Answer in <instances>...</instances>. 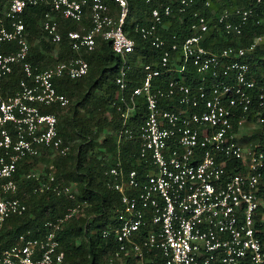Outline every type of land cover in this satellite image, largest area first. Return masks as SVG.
I'll return each instance as SVG.
<instances>
[{"label": "built area", "instance_id": "obj_1", "mask_svg": "<svg viewBox=\"0 0 264 264\" xmlns=\"http://www.w3.org/2000/svg\"><path fill=\"white\" fill-rule=\"evenodd\" d=\"M155 3L150 23L135 30L161 50L156 60L136 64L143 69L134 81L136 40L125 30L129 0H0V244L7 221L28 209L19 194L16 173L21 164L42 155V149L65 156L71 144L58 130V116L49 106L66 107L70 97L58 91L55 80L77 79L89 72L86 53L109 41L119 55L116 105L123 138L140 139L138 162L146 167L126 170L120 158L104 170L108 186L120 193L117 222L104 230L117 241L115 256L133 255L139 264H264V73L256 76L250 54L264 49V34L250 44L209 47L210 21L228 35L242 37L249 24L259 23L254 5L234 4L211 19L196 0H144ZM264 6V0H255ZM44 4L42 37L62 46L59 19L79 24L69 29L71 54L39 66L30 60L31 42L24 14ZM115 5V8L112 6ZM211 0L205 1L210 7ZM178 14H191V34L169 41L161 27ZM89 18L90 25L83 23ZM15 46V47H13ZM135 64V65H136ZM16 67L23 73L18 87L6 92L2 82ZM171 74L162 85L157 78ZM195 78V79H194ZM144 104L139 127L134 118ZM258 132V137L253 135ZM54 164L36 179L34 192L55 193L75 200L77 182L57 179ZM86 201L69 206L61 217L38 229H27L0 247V264H61L65 249L59 232L72 217L82 214Z\"/></svg>", "mask_w": 264, "mask_h": 264}, {"label": "trees", "instance_id": "obj_2", "mask_svg": "<svg viewBox=\"0 0 264 264\" xmlns=\"http://www.w3.org/2000/svg\"><path fill=\"white\" fill-rule=\"evenodd\" d=\"M206 0H196V8H203L210 17L213 9L218 12L224 7L234 4L251 6L254 5L259 11V23L249 24L242 37H235L226 34L221 25L215 19L210 21V30L206 44L215 49L229 45L250 44L258 34H264V6L256 3L255 0H211L210 7L205 6ZM130 14L125 30L136 40V48L133 54L134 68L131 76L134 81L131 86L141 82L144 76L143 69L136 64V59L140 56L144 61L156 60L161 55V50L153 47L149 39H145L135 30V25L150 23V11L155 3H147L144 0H129ZM115 8V5L112 4ZM3 4L0 2V14ZM47 7L39 4L30 7L24 14L31 42L30 60L40 67L52 63L58 59H64L71 54L67 31L79 27V24L60 18V29L63 33V41L58 55H54L55 44L41 38L43 35L40 28L41 20ZM211 19V17H210ZM169 23L161 27V32L169 41L173 40V34H178V39H184L191 34L190 24L194 18L191 14H178L175 10L170 17ZM86 26L90 25L89 18L83 20ZM15 47V46H13ZM85 57L89 61V72L83 77L72 79L62 77L55 80L58 91L66 93L69 97L78 96L74 102L73 110L69 116L65 117L64 125L58 112L65 107L57 105L49 106L47 111L55 112L58 116V130L60 135L68 141V138H79L78 148L71 155V151L62 157H71L75 169L66 172L64 177L79 181V191L75 200L55 193H32L27 199V211L22 216L11 217L1 234L0 247L12 243L15 237L27 229H38L47 220L57 219L66 212L67 208L78 201H86L82 214H78L69 219L64 228L59 232V238L65 249V259L61 264H139L133 255L124 256L119 259L115 256L118 248L117 241L113 233L104 235V230L111 224L117 222L118 210L122 207L120 193L110 188L106 182L104 174L105 168L120 158L126 170L137 168L142 170L145 164L138 162L140 139L123 138L118 140V131L122 126L121 113L116 105L118 85L116 75L118 73L120 57L113 50L109 41H104L95 50L86 53ZM248 61L252 64L256 76L264 73V49L259 47L256 52L250 54ZM48 62V63H45ZM136 64V65H135ZM23 73L19 67L3 80L4 91L13 92L17 89ZM172 77L171 74L156 79V85L166 83ZM195 79V78H194ZM70 104V103H69ZM69 106V105H67ZM66 106V107H67ZM145 113L144 104L139 109L134 118V127L137 129L142 122ZM258 132L253 138L258 137ZM103 137L102 141H99ZM264 142V137H262ZM30 167V163H23L19 166L16 177L19 180V194L21 186H24L25 193L31 191L37 184L36 179H25L24 171ZM57 169L60 173L64 171V161H56ZM57 173V170H55ZM57 179L61 176L59 173ZM71 182V181H65ZM264 183V178H263ZM261 194L264 201V185L261 187ZM264 203V202H263ZM260 210H264V204ZM258 226L264 230V220H260ZM264 236V231L261 232Z\"/></svg>", "mask_w": 264, "mask_h": 264}, {"label": "rangeland", "instance_id": "obj_3", "mask_svg": "<svg viewBox=\"0 0 264 264\" xmlns=\"http://www.w3.org/2000/svg\"><path fill=\"white\" fill-rule=\"evenodd\" d=\"M40 28H41V26H40ZM54 50H55V47H54ZM45 63H48V62H45ZM77 97L78 96L70 97L69 106L61 109V111L58 112V115L60 116V119L62 121V125L65 124L64 121H63L65 119V117L69 116L70 112L73 110L74 102L77 100ZM102 140H103V137H101L99 141H102ZM68 141L71 144V155H72L78 148L79 138L70 137V138H68ZM57 160H59V161L63 160L64 164H65L64 171L61 172V173H60V169H57V167H56V161ZM25 163H30V167L27 168L24 171L23 174H26L29 171L34 170L36 173H40L41 175H43L44 173L49 171V165L53 163L54 164V169L53 170H57V173L55 172L56 175H58V173L61 175V176H59L60 177V179H59L60 181H75V182H77L78 186L80 184L78 180H75V179H72V178H67V177L63 176L64 173H66V172L69 173L70 171H74V169H75V165H74L71 157H69V156L62 157V156H59V155H54L51 151H48L46 149H42V155L41 156L36 157V158H34V159L30 160V161H27ZM33 188H32L31 191H28V192L25 193L24 186L22 185L21 186L22 195H25V197L28 199L29 196L32 193H35V194L40 193V192H34ZM78 191H79V187H78Z\"/></svg>", "mask_w": 264, "mask_h": 264}]
</instances>
